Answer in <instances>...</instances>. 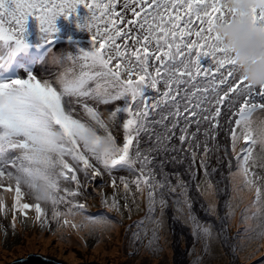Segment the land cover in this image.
Segmentation results:
<instances>
[{
	"label": "snow or ice",
	"instance_id": "1",
	"mask_svg": "<svg viewBox=\"0 0 264 264\" xmlns=\"http://www.w3.org/2000/svg\"><path fill=\"white\" fill-rule=\"evenodd\" d=\"M80 6L88 12L83 18L77 16ZM248 14L264 25V10ZM61 16L76 18L77 27L90 34L91 48L58 57L64 68L58 87L31 73L0 82V189L15 193L13 227L16 215L26 220L33 212L49 231V216L59 221L84 215L86 203L80 198L99 181L97 186L123 187V206L117 194L101 197L116 212L129 208L132 185L141 195L146 192V218L153 223L150 247H159L162 227L155 213L163 214L168 197L177 192L176 206L188 210L193 234L207 239L210 229L197 220L185 180L168 167L187 160L195 178L193 165L200 157L199 167L210 177L218 171L209 169L212 157L223 163L217 155L222 136L231 137L236 167L255 192L254 203H260L264 193L249 178L258 143L249 125L264 111V88L247 85L216 35L219 24L237 16L227 0H0V43L7 48L0 69L7 70L16 53L29 48V17L39 22L44 43L51 44ZM100 105L113 106L107 120ZM121 120L119 144L110 123ZM241 139L246 146L237 151ZM229 155L225 147L223 156ZM124 171L135 179H117L116 173ZM7 210L0 199V213Z\"/></svg>",
	"mask_w": 264,
	"mask_h": 264
},
{
	"label": "rangeland",
	"instance_id": "2",
	"mask_svg": "<svg viewBox=\"0 0 264 264\" xmlns=\"http://www.w3.org/2000/svg\"><path fill=\"white\" fill-rule=\"evenodd\" d=\"M66 48V51L75 53L78 48L90 50L91 46L71 45ZM53 56L58 58L62 55L57 51ZM56 58H51L48 64L61 68L60 71L63 72L64 68L57 63ZM49 79L56 81L57 78L53 75ZM253 119H264V111H258ZM226 142L217 153L222 156L223 163L218 164L215 156L209 162V169L218 170L210 177L203 178L204 169L201 172L199 167L198 174L203 173V176L197 178V161L193 165L195 178L192 177L187 160L183 163H172L174 167L170 166L176 168L170 172H179L180 178L185 180L188 187L187 196L193 202L196 218L203 227L210 229L209 238L203 239L193 234L188 210L176 206L179 192L170 194L168 207L163 210V214L159 209L155 213L162 227L159 229V247L154 248L150 247L153 223L146 218V192L144 195L136 192L135 185L131 186V192L128 194L129 208L121 207L120 212H116L104 206L101 197L106 195L110 198L117 194L123 206V187L113 189L108 183L97 186L99 181L91 182L86 189L87 195L80 198L86 203L84 215L61 216L59 221L49 216L51 231L48 224L41 226L34 212L28 214L31 217L28 222L22 216L16 215L18 221L13 227L10 220L13 216V200H10V193L2 194L3 191L0 190V199L8 205L7 213H0V264L8 259H19L38 253L42 257L47 256L64 264H264V235H261L264 233V198L259 204L254 203L255 192L245 185L244 180L241 185H232L231 176L239 170L236 167L235 155L232 157L229 152V156H223ZM241 146L246 145L243 142L238 143L237 151ZM254 149L261 156L260 165L263 169L264 150L258 144ZM229 159L232 162L231 168L228 166ZM173 176L174 179H171L175 183L177 177ZM249 178L254 179L256 186L264 193V170L258 174L255 170L249 171ZM196 182L198 190L190 187V183L194 186ZM210 183L212 187H209ZM234 190H237V194ZM247 192L250 194V200L244 198V193ZM102 216L115 222L90 223L85 218ZM64 219L68 220V224L63 223ZM6 222L11 224L6 225ZM73 224L76 225L75 228L72 227Z\"/></svg>",
	"mask_w": 264,
	"mask_h": 264
},
{
	"label": "clouds",
	"instance_id": "3",
	"mask_svg": "<svg viewBox=\"0 0 264 264\" xmlns=\"http://www.w3.org/2000/svg\"><path fill=\"white\" fill-rule=\"evenodd\" d=\"M227 3L229 7L237 11V16L234 19L230 20L229 22L219 24L215 29L216 35L219 37L221 46L231 56L236 68L242 75L247 85L252 88H264V25H260V24L253 22L250 15L248 14L249 10L253 8L264 10V0H227ZM81 8H83V6L78 7L77 14L81 10ZM241 13H243V15H241ZM64 31H65V27L60 26L59 28L60 34ZM32 32H35L36 34H39V36L40 35L42 36V33L40 32L39 22L34 17H29L26 23V40L28 39L29 33H32ZM59 48H61V46L57 48L56 52L58 51V54H61L63 56L65 53L63 50H61L62 53H60ZM54 49L49 51L50 54L45 60L49 61L51 58H56L53 56V54L56 53ZM6 53H7V48H5L4 45H0V55H4ZM16 57H20V54L16 53L15 57L12 58L11 60L15 59ZM47 66H50V65H47ZM61 73L62 72L60 71L54 75L57 78L58 74H61ZM41 76L43 77V78H40L41 81L48 80L50 83H53L54 86H57L55 83L56 81H50L49 79V77L53 75H41ZM117 105L122 106V102H117ZM99 107H100V111L104 115V118L107 120L108 112L113 109V106L112 105H108V106L100 105ZM223 112H224V109L222 108V114ZM110 127L112 128L113 133L116 134L114 136L116 137L117 142L119 144H122L123 143L122 120L118 121L115 125H112L110 123ZM249 127L257 135V140H258L257 144L261 147L262 150H264V119H261V120L253 119L250 122ZM194 128H195V125H193V129ZM221 139H224L223 144H225L226 139L223 136L221 137ZM242 142L244 143L243 139L239 141V143H242ZM141 147H144L143 143ZM226 148H227V151L231 153V137L230 136L227 139ZM12 155H15V154L13 153ZM199 159L200 157L197 158V164H196L197 178L198 177L201 178L203 176V173L198 174ZM170 166L172 165H169L168 171L176 170V168H170ZM201 172H202V168H201ZM121 175L126 176L128 180H133L132 178L133 174L130 172L124 171V172L116 173L117 179H119ZM204 177L205 175L203 176V178ZM171 178L174 179V176H172ZM197 184L198 183L196 182V184L194 183V186H193V184L190 183V187H193V188L195 187V189L198 190ZM8 193H10V200H13L15 194H12L11 192H8ZM2 194H5V193L2 192ZM18 216L15 218V221H14L15 223L16 221H18ZM173 216H175L174 213H173ZM30 219L31 217L30 215H28V218L24 220L28 222ZM10 220L13 222L14 217L11 216ZM7 224H11V223L6 222V225ZM24 231H28V230H24ZM38 255H41V254L38 253ZM24 258L25 257H19V259H24ZM56 261L59 262L58 260ZM60 263L64 264L62 262ZM87 264H90V263H87Z\"/></svg>",
	"mask_w": 264,
	"mask_h": 264
},
{
	"label": "water",
	"instance_id": "4",
	"mask_svg": "<svg viewBox=\"0 0 264 264\" xmlns=\"http://www.w3.org/2000/svg\"><path fill=\"white\" fill-rule=\"evenodd\" d=\"M39 259V262H36L35 260ZM51 258L48 257H42L38 254H29L24 259H8L1 264H61L60 262H57L56 260H50ZM94 264V263H90Z\"/></svg>",
	"mask_w": 264,
	"mask_h": 264
},
{
	"label": "bare ground",
	"instance_id": "5",
	"mask_svg": "<svg viewBox=\"0 0 264 264\" xmlns=\"http://www.w3.org/2000/svg\"><path fill=\"white\" fill-rule=\"evenodd\" d=\"M58 47H60V46H57L55 49H54V51L56 52V50H57V48ZM67 50V48L65 47V48H63V51H64V53H66V52H68V51H66ZM6 51V50H5ZM66 51V52H65ZM5 53V52H4ZM50 54V52L48 51L47 52V54H46V52H43V53H37V54H35V55H43L44 56V60L48 57V55ZM24 62H26V59H25V61ZM232 181H233V184L232 185H236V184H239V185H241L242 183H243V180H244V177L239 173V172H236L235 174H233L232 176ZM241 189H242V186H241ZM241 189H237V190H241ZM237 190H234L233 192L235 193V194H237ZM243 191V190H242ZM241 191V193L243 194V192ZM245 191H246V189H245ZM249 192V191H248ZM244 193V198L245 199H247V200H250V194L249 193ZM208 196L210 197V193H208ZM250 205H251V208H253V204L252 203H250ZM77 238V237H76ZM74 242L76 243V240H74ZM46 247L47 248H49V245H47L46 244ZM114 253V252H113ZM112 253V254H113ZM36 262H39V259H36L35 260Z\"/></svg>",
	"mask_w": 264,
	"mask_h": 264
},
{
	"label": "trees",
	"instance_id": "6",
	"mask_svg": "<svg viewBox=\"0 0 264 264\" xmlns=\"http://www.w3.org/2000/svg\"><path fill=\"white\" fill-rule=\"evenodd\" d=\"M253 157H254V161L253 162H250L249 171L252 172V170H255V173L258 174V172L264 170V168L262 169V167L260 165V158H261V156H260L259 153H257V150H255V149L253 151ZM262 158H264V156H262ZM132 178L135 179L134 174H133V177ZM89 212H91V211H89Z\"/></svg>",
	"mask_w": 264,
	"mask_h": 264
}]
</instances>
